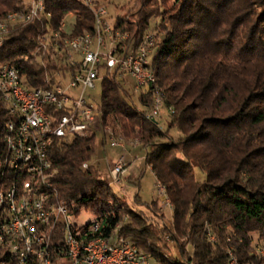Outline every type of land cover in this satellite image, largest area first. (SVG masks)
<instances>
[{
	"label": "trees",
	"instance_id": "trees-1",
	"mask_svg": "<svg viewBox=\"0 0 264 264\" xmlns=\"http://www.w3.org/2000/svg\"><path fill=\"white\" fill-rule=\"evenodd\" d=\"M169 1L134 0L115 20L133 47L146 34L155 35L149 66L156 80L142 90L138 104L120 74L105 71L100 124L121 126L145 148V163L173 204V228L182 236L171 231L177 253L163 242L162 230L121 201L92 162L96 133L54 141L52 183L70 210L98 215L100 236L130 239L156 264H264V0ZM27 3L0 0V22ZM45 3L46 14L11 25L0 46V67L15 65L34 88L47 86L57 71L41 47L47 31L67 44L95 30V15L85 0ZM154 87L164 92L171 118L165 131L148 115ZM5 113L0 96V115ZM172 129L181 133L179 138L169 136ZM2 257L0 264L6 261Z\"/></svg>",
	"mask_w": 264,
	"mask_h": 264
},
{
	"label": "built area",
	"instance_id": "built-area-1",
	"mask_svg": "<svg viewBox=\"0 0 264 264\" xmlns=\"http://www.w3.org/2000/svg\"><path fill=\"white\" fill-rule=\"evenodd\" d=\"M95 15L94 32H85L86 40L59 44L48 31L41 47L57 65L54 78L47 79L45 87H29L18 67L17 104H5L10 114L12 133L6 147V158H0L1 170L7 172L8 161L20 156V149H28L35 156V163L27 166L24 173L28 185L24 187L21 208H11L6 216L7 228H0L4 243L9 246L11 264H156L130 239L121 238L103 243H88L99 221L88 230L71 232L73 217L80 213L70 210L59 199L52 180L56 173L50 151L57 138H73L98 133V103L92 101L91 91L96 81L103 78L102 72L119 73L121 80L130 75L135 80L136 90H145L153 85L149 77V64L155 48V35L148 33L144 40L133 47L130 35L115 27L108 19L106 4L85 0ZM11 16H15L12 15ZM23 23L37 19L35 1L28 2L22 11ZM69 31V22L64 25ZM10 29V28H9ZM6 36H0V46ZM3 65V64H2ZM10 73H1L0 87L8 86ZM68 81V82H67ZM124 84H126L124 82ZM154 103L148 115L152 119L166 111L162 100L153 89ZM103 132V131H102ZM112 147H119L110 140ZM88 167L87 163L83 165ZM126 172L123 158L115 164L112 176L115 183ZM6 195H0V201Z\"/></svg>",
	"mask_w": 264,
	"mask_h": 264
},
{
	"label": "rangeland",
	"instance_id": "rangeland-1",
	"mask_svg": "<svg viewBox=\"0 0 264 264\" xmlns=\"http://www.w3.org/2000/svg\"><path fill=\"white\" fill-rule=\"evenodd\" d=\"M33 0H25V2H31ZM173 0L169 1L171 4ZM134 0H108L105 4L108 8V19L114 23L115 20L127 11L133 5ZM72 18V17H71ZM73 19V18H72ZM71 19V20H72ZM156 21V20H155ZM68 22V20H67ZM103 75V72H102ZM68 82V81H67ZM125 86L132 96L134 101L139 104V97L142 90L135 89V80L126 75ZM103 92L102 80L99 78L96 81V88L91 91L92 101L97 102L98 106H101V98ZM151 111V110H150ZM162 130L167 129V124L170 121V117L167 111H162V116L157 118ZM111 128L113 137L123 143V146L112 147L106 136V130ZM102 130L97 133V150L93 156V163L98 164L101 170L102 176L110 183L118 197L124 203L130 205L131 208L139 211L152 226L158 230L163 231V242L169 244L172 247V251L177 253L172 242L171 231H174L172 223L173 204L167 194L166 188L158 183V180L151 170V168L145 163L146 150L143 148L140 140L131 134H128L121 126L114 127L113 125H103ZM103 131V132H102ZM131 135V136H130ZM181 133L177 129L169 131V136L177 139ZM112 141V138L110 137ZM120 158H123L124 167L126 172L120 175V182L115 183L112 171ZM198 178L202 179V174L197 170ZM169 200V201H168ZM77 217H73L74 223L82 226L87 223H95L98 215L90 210L82 209ZM129 216H124V221H128ZM168 229V230H167ZM170 231V232H169ZM175 235L182 236L174 231ZM255 241H257V235H254ZM213 239L214 237L211 236ZM65 264H69V259H64Z\"/></svg>",
	"mask_w": 264,
	"mask_h": 264
},
{
	"label": "bare ground",
	"instance_id": "bare-ground-1",
	"mask_svg": "<svg viewBox=\"0 0 264 264\" xmlns=\"http://www.w3.org/2000/svg\"><path fill=\"white\" fill-rule=\"evenodd\" d=\"M34 1H35V17H37L38 19L41 18L44 14H46L47 7L45 0H34ZM11 15L12 13H10L5 19H3L0 22V36L3 34L4 36H6L9 33V27L11 25L23 23V18L17 17V16H22V12H14L13 15L15 16H11ZM54 36L58 37L59 33L58 32L55 33ZM84 40H86V34L70 39L69 41H67V43H73ZM4 41L5 40L2 41L1 45H3ZM12 71H14V66L11 64H4L0 67V75L1 73L11 72L6 90L4 87H0V94H1L0 96L4 107L5 104H8L9 106H16L17 104L16 85H18V72H12ZM149 77L152 79V82H155L156 76L155 73L150 68V66H149ZM155 90L157 96L162 100L164 104V92L159 87ZM5 110H6L5 115L3 116L0 115V128L3 127L2 130H4L5 133L4 142H5V147H7L9 142V136L12 133V124L10 121L9 111L6 109V107ZM98 113H99V122H100V116H101L100 106H98ZM106 132L109 133L110 137L112 138V142H117L119 146H123L125 148V145H123V143L122 144L119 143V141L112 136L111 130L108 131L106 130ZM20 156H25V157H16L14 161H8L7 172L5 170L2 171L3 178L0 180H2L3 182L0 184V195L4 194L5 191H6V195H4V198L0 201V211L2 210V214H0L2 217L0 228H7L6 216L10 215V210L11 208H13V206L14 208H21V198L24 193V187L28 185V177L24 173V169L27 166H32L35 163V156L28 155V149H20ZM0 158H6V156L4 157L0 153ZM0 170H1V161H0ZM8 173L11 174V178H4ZM95 224L96 222L91 224L87 228L86 225L79 226L78 224L73 223L71 225V232H82V230H88L91 228V226ZM100 229L101 226L97 227V229H95L92 234H88V243H103L107 240L111 241L110 239H107L99 235ZM0 255H1L0 258L3 256L5 259L6 257V261L4 260L3 262H1V264H11L10 249L9 246H7L6 243H4V235L3 233H1V230H0Z\"/></svg>",
	"mask_w": 264,
	"mask_h": 264
}]
</instances>
